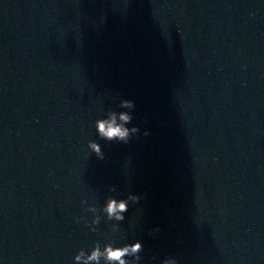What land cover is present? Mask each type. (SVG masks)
Instances as JSON below:
<instances>
[{
    "label": "water",
    "instance_id": "water-1",
    "mask_svg": "<svg viewBox=\"0 0 264 264\" xmlns=\"http://www.w3.org/2000/svg\"><path fill=\"white\" fill-rule=\"evenodd\" d=\"M117 93L150 134L85 159ZM130 191L123 240L74 219ZM109 236L142 264H264L261 0H0V260L72 264Z\"/></svg>",
    "mask_w": 264,
    "mask_h": 264
},
{
    "label": "clouds",
    "instance_id": "clouds-1",
    "mask_svg": "<svg viewBox=\"0 0 264 264\" xmlns=\"http://www.w3.org/2000/svg\"><path fill=\"white\" fill-rule=\"evenodd\" d=\"M264 3V0H261ZM250 16L254 13H250ZM113 106L107 109L100 118L94 121V129L96 134L95 140H89L86 144L87 151H84V158L87 159L90 155H94L97 160H105V153L102 150L101 141L104 143H115L128 145L132 140L139 136H148L149 130L145 128L141 131L140 127L133 123L135 119L136 105L132 99L121 98L117 93L111 97ZM129 161H125L124 167L127 169ZM127 178V172H125ZM109 193H116V188L109 186ZM145 199L144 193L128 192L126 195L117 193L116 195L106 196L103 203L97 207L95 203H89V198L81 199L80 211L81 216L74 218L84 222V226L89 232L96 233L97 225L101 219L112 222L110 232L120 234V223L125 221L126 213L130 206L137 205ZM85 213L91 214V219L85 217ZM160 231L159 227H154L149 231L150 236L156 235ZM120 239L123 240V234H120ZM142 242L134 240L131 243L120 244L111 236L107 238V242L101 243L96 240L89 248H80L72 256V264H142L143 256ZM156 260L154 256L152 258ZM0 264L3 261L0 260ZM159 264H180V261L175 256H165L159 260Z\"/></svg>",
    "mask_w": 264,
    "mask_h": 264
}]
</instances>
